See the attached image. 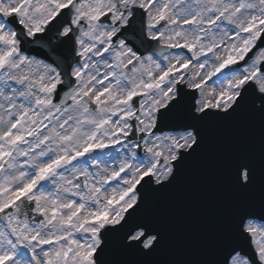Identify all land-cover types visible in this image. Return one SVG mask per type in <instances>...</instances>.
Returning <instances> with one entry per match:
<instances>
[{
    "label": "snow or ice",
    "instance_id": "obj_1",
    "mask_svg": "<svg viewBox=\"0 0 264 264\" xmlns=\"http://www.w3.org/2000/svg\"><path fill=\"white\" fill-rule=\"evenodd\" d=\"M0 264H264V0H0Z\"/></svg>",
    "mask_w": 264,
    "mask_h": 264
},
{
    "label": "water",
    "instance_id": "obj_2",
    "mask_svg": "<svg viewBox=\"0 0 264 264\" xmlns=\"http://www.w3.org/2000/svg\"><path fill=\"white\" fill-rule=\"evenodd\" d=\"M210 189V184H203L192 178L180 189L177 199L181 212L170 239L173 248H191L197 243V213L201 205L212 197L213 193L208 192Z\"/></svg>",
    "mask_w": 264,
    "mask_h": 264
}]
</instances>
